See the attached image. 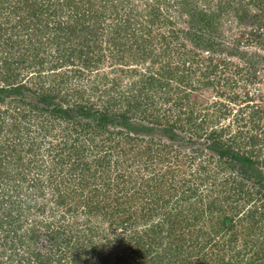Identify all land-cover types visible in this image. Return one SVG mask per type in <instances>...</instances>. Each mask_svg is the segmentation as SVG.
<instances>
[{"label":"trees","instance_id":"16d2710c","mask_svg":"<svg viewBox=\"0 0 264 264\" xmlns=\"http://www.w3.org/2000/svg\"><path fill=\"white\" fill-rule=\"evenodd\" d=\"M250 43L264 0H0V264H264Z\"/></svg>","mask_w":264,"mask_h":264},{"label":"rangeland","instance_id":"374dc122","mask_svg":"<svg viewBox=\"0 0 264 264\" xmlns=\"http://www.w3.org/2000/svg\"><path fill=\"white\" fill-rule=\"evenodd\" d=\"M244 1H246V0H244ZM248 8L250 9V11L255 10V8L250 7V6H248ZM232 29L233 28H231L230 30L226 29L223 31V36H224L223 39L225 42H229L230 38L232 39L234 37L241 36V31H238L236 33V35L230 36L229 34L231 31H233ZM227 38H228V40H225ZM250 44H251V46H248V50L249 51H255L256 54L251 59H252L253 63H255V62L256 63L253 64L254 65L253 68L255 70V77H254L255 79L252 80V82L247 83V85H246L247 89H249V91H250V96H252V101L249 102V105H252V108L254 105L255 106L257 105V107H259L261 110H262V108L264 110V46H258V45H255L254 43H250ZM243 45H245L244 42L239 43V45H238L241 50H245L247 47V46H243ZM215 54L216 55L213 57H214V60L216 62L222 58L224 60H231L232 63L234 62V65L239 66V68H241V70L238 74H234L235 70L232 67L233 64L231 63L228 65L227 69L225 70V72L223 74V77H229L230 79L233 80V82H231L232 86L229 88L226 87V85H224V87L223 86L221 87V81H220V83L218 85L212 84V86H206L203 88L196 86L195 87L196 89L191 90L190 93L192 96H194V99L198 100L201 103L202 102L203 103H205V102L209 103L210 101H213L215 99L219 100V98H216V93H215V91H217V88L222 89L224 91V93H226V95L228 93L231 94L232 91L237 92V93H242V84L244 83L245 77L248 76L247 74H245L246 68L243 64V59L241 57L232 56L231 59H228L227 55L225 54V51H223L220 54L219 53L218 54L215 53ZM220 70H221V68L218 67V71H220ZM251 70H252V68H251ZM235 78H236V80H235ZM198 94H201V95H198ZM220 97H221V101L226 103L229 106L232 105V107H233L236 104V103H231V102L227 101V99L225 97H222V96H220ZM235 107H237V104L233 108H235ZM261 115H262V119L260 120V122H262L264 124L263 111H262ZM228 121L230 123V120H228ZM227 122H226V120L224 121V123H227Z\"/></svg>","mask_w":264,"mask_h":264}]
</instances>
